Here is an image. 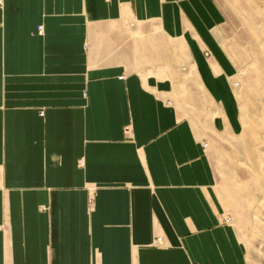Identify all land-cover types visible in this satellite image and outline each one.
<instances>
[{
    "label": "crops",
    "instance_id": "obj_1",
    "mask_svg": "<svg viewBox=\"0 0 264 264\" xmlns=\"http://www.w3.org/2000/svg\"><path fill=\"white\" fill-rule=\"evenodd\" d=\"M228 23L220 0H0V264H248L208 154L242 131Z\"/></svg>",
    "mask_w": 264,
    "mask_h": 264
},
{
    "label": "rangeland",
    "instance_id": "obj_2",
    "mask_svg": "<svg viewBox=\"0 0 264 264\" xmlns=\"http://www.w3.org/2000/svg\"><path fill=\"white\" fill-rule=\"evenodd\" d=\"M220 1L229 16L223 44L237 67L242 131L234 137L211 135L208 154L248 264H264V0Z\"/></svg>",
    "mask_w": 264,
    "mask_h": 264
},
{
    "label": "built area",
    "instance_id": "obj_3",
    "mask_svg": "<svg viewBox=\"0 0 264 264\" xmlns=\"http://www.w3.org/2000/svg\"><path fill=\"white\" fill-rule=\"evenodd\" d=\"M79 164H81V161H79ZM223 221L225 222V223H231V218H229V217H225L224 219H223Z\"/></svg>",
    "mask_w": 264,
    "mask_h": 264
}]
</instances>
